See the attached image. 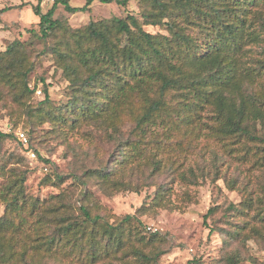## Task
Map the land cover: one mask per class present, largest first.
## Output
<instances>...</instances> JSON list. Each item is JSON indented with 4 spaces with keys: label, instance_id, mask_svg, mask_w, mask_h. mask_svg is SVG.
<instances>
[{
    "label": "trees",
    "instance_id": "obj_1",
    "mask_svg": "<svg viewBox=\"0 0 264 264\" xmlns=\"http://www.w3.org/2000/svg\"><path fill=\"white\" fill-rule=\"evenodd\" d=\"M93 1L79 7L55 0L46 12L40 3L33 7L40 20L31 39L15 40L0 52V104L31 117L37 86L30 87V75L37 59L52 56L69 82L68 101L44 108L43 115L57 114L113 146L108 159L98 157L97 167L73 175V182L95 181L106 194L156 186L155 196L112 222L87 190L79 196L66 190L55 199L30 194L28 168L2 155L0 264H158L174 243L168 234L147 236L140 216L152 203L173 208L163 196L171 185H158V177H175L190 188L201 176L217 175L237 143L264 144L258 130L264 124V0H139L142 21L128 14L79 28L55 17L60 4L74 14ZM99 1L127 6L132 0ZM144 25L165 26L167 34ZM255 50L262 57H253ZM43 91L42 105L51 101L46 85ZM12 136L0 131L1 139ZM205 139L219 140L227 154L200 146ZM245 202L259 224L237 217L241 206L223 196L229 229L217 228L233 239L262 240L264 196ZM219 207L209 208L205 219ZM241 261L235 253L224 264Z\"/></svg>",
    "mask_w": 264,
    "mask_h": 264
},
{
    "label": "rangeland",
    "instance_id": "obj_2",
    "mask_svg": "<svg viewBox=\"0 0 264 264\" xmlns=\"http://www.w3.org/2000/svg\"><path fill=\"white\" fill-rule=\"evenodd\" d=\"M86 1L69 0V3L82 7ZM53 2L0 0V9L5 8L0 12V52H5L8 44L15 40L29 41L32 35L30 30H37L40 20L33 7L40 3L41 10L46 12ZM139 11V0H132L127 6L94 0L88 9L74 14L67 12L60 4L55 17L65 19L73 28H79L90 20L126 17L128 14H136L142 21ZM144 29L153 34H167L165 26L144 25ZM40 48L41 46L37 47ZM258 51H253L252 56L262 57ZM44 84L49 89L51 101L42 105L45 97ZM68 84L52 56L37 59L35 70L30 75V87L37 86L30 100V105L37 108L33 115L25 116L18 108H13L14 113H11L0 104V131L14 134L9 138H0V158L2 155H13V164L22 169L28 168V192L42 199L52 196L55 199L66 190H73L74 195L79 196L82 191L87 190V194L92 196L97 205L106 210L112 222L123 215L136 213L146 200L151 203L150 198L155 196L156 186H143L140 191L123 190L106 194L95 181L80 186L73 182V175L97 167L98 157L108 159L113 153V146L99 141L95 136L90 137L85 133L84 127L81 129L78 124L68 126V120L63 121L57 114L43 115L44 108L61 107L62 103L68 101ZM258 130L264 136V124L259 123ZM21 132L27 137L26 143L20 140ZM200 146L227 154L219 140L205 139L200 142ZM174 154L177 152H173ZM224 160L217 175L213 171L211 176H201L198 183L190 185V188L175 177H158V185H171V189L163 196L172 200L173 208L170 205L152 203L146 214L140 215L142 230L147 236L156 232L168 234L174 243V247L160 258L158 264H224L226 257L235 253L242 257L239 264H264V237L259 241H242L240 237L233 239L228 231L222 235L217 228L219 225L222 230L229 229L224 217L227 204L222 203L223 196L229 202L241 206L239 213L234 212L237 217L243 216L254 224L260 223L259 218L252 216V206L245 201L250 199V195L264 196V144L243 140L236 144L233 157L226 155ZM58 176L63 177L64 181L59 182ZM188 194L192 197H188ZM215 205H220L218 212L205 219L208 209ZM3 208L0 204V213ZM251 257L256 263L252 262Z\"/></svg>",
    "mask_w": 264,
    "mask_h": 264
},
{
    "label": "built area",
    "instance_id": "obj_3",
    "mask_svg": "<svg viewBox=\"0 0 264 264\" xmlns=\"http://www.w3.org/2000/svg\"><path fill=\"white\" fill-rule=\"evenodd\" d=\"M45 1H55V0H45ZM20 140L23 141L24 143L27 142V137L25 136V133L23 132L20 133Z\"/></svg>",
    "mask_w": 264,
    "mask_h": 264
}]
</instances>
